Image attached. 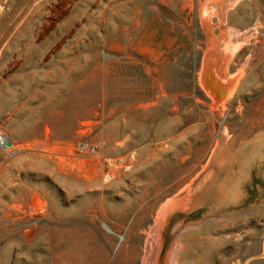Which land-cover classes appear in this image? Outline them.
<instances>
[{
	"label": "rangeland",
	"instance_id": "374dc122",
	"mask_svg": "<svg viewBox=\"0 0 264 264\" xmlns=\"http://www.w3.org/2000/svg\"><path fill=\"white\" fill-rule=\"evenodd\" d=\"M228 1L0 0V264H264V0Z\"/></svg>",
	"mask_w": 264,
	"mask_h": 264
},
{
	"label": "water",
	"instance_id": "95a60500",
	"mask_svg": "<svg viewBox=\"0 0 264 264\" xmlns=\"http://www.w3.org/2000/svg\"><path fill=\"white\" fill-rule=\"evenodd\" d=\"M259 141H260L259 138H256V139H254V140H252V141H250V142L244 143V144L239 148V150H238V152H237L236 154H235V153H230V154H232L235 158H237V156H241V153H242L243 151H249V152L253 153V155L250 156L249 158H247L246 161H245V163H244L245 166H246V170H248V171H249L251 165H252L253 163H255L256 160H257V156L255 157L254 153H257V151H259V150L261 149V146H258ZM237 154H238V155H237ZM229 157H230V156H227L225 162H226V163H229L230 166H231L232 163H231ZM228 158H229V159H228ZM220 169H221V168H220V166H218L217 161H216V158L214 157V159L212 160V162H211V164H210V166H209V169H208V173H209V174H208L207 172H205L204 174H202L201 177H200V179H199V181H198V183L196 184V186H192V187H190L189 189H187L185 192H183L181 195H179V196L176 197L175 199H176V200H184V199H187V198H190V197L193 198V196L197 193V191H198L200 185H203V186H204L205 183H206L208 180L211 179V177H210V172H212V171L220 172V171H221ZM246 173H248V172L245 171V169H244V171L242 172V174L245 176ZM242 177H243V176L241 175V178H242ZM242 180L245 181L246 178L243 177ZM239 189H240V185L238 184V190L235 192V194L231 195L230 198H228L227 200L224 199V200H220V201L216 202L217 204H216V206H214V207L216 208V210L218 211V210H221V209H225V208H227V207H230V206L235 207V206L238 204V201H239V199H240V192H239ZM191 208H193V206H192ZM191 208H190V209H191ZM188 211H190V210H188ZM176 213H177V214H178V213L181 214V212H176ZM176 213H175V214H176Z\"/></svg>",
	"mask_w": 264,
	"mask_h": 264
},
{
	"label": "built area",
	"instance_id": "2783aa9c",
	"mask_svg": "<svg viewBox=\"0 0 264 264\" xmlns=\"http://www.w3.org/2000/svg\"><path fill=\"white\" fill-rule=\"evenodd\" d=\"M32 1H38V0H32ZM0 152L5 154L8 161H12L18 156H20L23 153V148L20 146L18 142L12 139L10 134L0 127ZM81 153L89 152L91 154L96 153V150L94 148L89 147L88 145H82L80 147ZM105 168L107 170V175L110 177H114L116 172L119 171V169L124 166H129L127 163H124L122 161H109L105 160Z\"/></svg>",
	"mask_w": 264,
	"mask_h": 264
},
{
	"label": "bare ground",
	"instance_id": "6f19581e",
	"mask_svg": "<svg viewBox=\"0 0 264 264\" xmlns=\"http://www.w3.org/2000/svg\"><path fill=\"white\" fill-rule=\"evenodd\" d=\"M225 3H223V5H227V3L229 2L228 0H224ZM234 1V0H232ZM230 3V2H229ZM228 3V4H229ZM227 9V8H226ZM225 150V149H224ZM220 153V152H219ZM245 162V161H244ZM243 168V167H242ZM242 168H241V171L238 172V174L241 175V173L243 172L242 171ZM245 168V167H244ZM240 177V176H239ZM237 181L236 180H233V181H230V187H228L226 189V193H223L222 195H220L221 197L218 198L217 202L220 201V200H227L228 198H230L231 195L235 194V192L238 190V184L239 183H236ZM232 184V185H231ZM182 202V200H176L174 199L170 204H168V206L166 207L165 211H164V214L162 216V219L158 222V226L156 227V232H158L162 226V223L164 221V219L171 213L173 212L175 209L178 208L179 204ZM172 253V252H171ZM172 264V261L171 263Z\"/></svg>",
	"mask_w": 264,
	"mask_h": 264
}]
</instances>
